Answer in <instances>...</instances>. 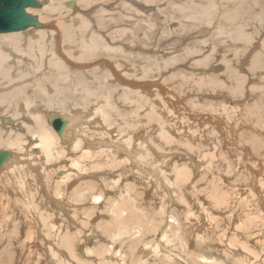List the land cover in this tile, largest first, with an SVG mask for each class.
<instances>
[{"label":"rangeland","instance_id":"1","mask_svg":"<svg viewBox=\"0 0 264 264\" xmlns=\"http://www.w3.org/2000/svg\"><path fill=\"white\" fill-rule=\"evenodd\" d=\"M243 1L242 9L238 11L240 19L243 18L240 23H230L228 21V16L237 9L236 4L239 0H215L217 7L212 5L209 0H157V2L156 0H81L82 3H80V0H75L77 9H73L69 14L66 11L62 12V10L56 11L54 14V11H43V20L47 19L46 22L49 25L56 24L59 33H61L59 27L63 20L65 26H70L72 25V19L77 18L79 21L82 20L81 24L78 23L77 26H82L84 30H80L79 27L80 31L75 32L76 41L83 38L89 39L95 35L103 38L104 46L108 47L109 43V45L116 48L115 51L111 52L104 49V51L101 50L97 54L87 53L81 58L79 48L73 46L70 52L73 53L74 58H81L82 61L81 59L80 61L77 59L72 60L64 52L66 50L63 47V39L60 34L59 48L62 53V56H60L63 58L64 55L66 60L71 61L76 66L70 67L71 83L67 84L58 79H53L52 85L54 87L48 82L46 87L50 94L54 93L53 95H56L57 98L69 96V98L76 97V99L82 100V93L75 92L73 85V81L82 80L88 84L86 86L92 89L94 94L98 92L97 97H103L101 94L106 95L108 93L114 95L110 100L112 107L109 109V111L111 110L109 122L105 123L102 118L97 119L93 116L88 118L87 133L90 135L91 141L89 142L93 141L94 147L90 150L97 153L102 147L96 145V143L105 141L117 143L120 138L126 139L128 136L132 137L133 135V138L135 137L133 142L136 143L132 142L131 149L134 151L136 161L140 162L141 165H128V161H126L128 158L126 159L123 153L119 155L117 152L116 154L122 162L120 168L116 169L118 171L113 170L109 165L108 168L104 165L97 169L91 164L89 172L87 174L83 173L85 179L83 177L81 179H76V176L73 177V188L70 185L69 190L71 191L67 190L68 194H64L61 199L64 207L56 212L53 211L55 208L53 207L54 203L50 202L54 199L52 196L54 195L53 187L47 189V195L43 185L32 176H29L24 189H20L13 182V178L11 181H0V219L2 218L0 220V223L2 222V225L0 224V264H59L58 261L63 260L66 261L64 264H78V262L79 264H101L102 258L98 255L96 247L97 249L110 248L108 253H111V256L107 253V257L116 258V260L119 259V252L117 251L122 250L123 257H125L124 255L127 256L126 264H140L138 263L139 257L134 258V248L138 246L141 247V250L145 249L142 243L158 242L163 231L168 230L166 227L169 228L170 226L179 231L184 243L181 241L172 244L164 243V247L167 245L169 248V250L165 249L164 253L170 254L172 259L161 253L150 258L141 257L143 259L142 264L146 261L147 264H213V259L220 256L222 248H227L229 244L235 243L234 236L237 233L234 228L230 227L229 221L226 220L230 214L226 211H216V205L212 200L217 193L215 188H224L226 193L224 190L223 193L226 196L229 194L227 198L237 200L236 198L241 199L242 196L243 198L248 197L251 187L252 189L257 187L258 199L262 198L264 203V188L262 187L264 184V99H262L264 98V21L258 19L261 13H264V0ZM196 4L209 8L206 9L205 14H197L192 9ZM57 15L60 16V19L57 18ZM63 15L65 16L63 17ZM55 18L57 19L55 20ZM239 24L243 25L246 35L241 36L238 33L240 31ZM92 31L93 33H91ZM3 34L9 33H1L0 37H4ZM49 34L51 35V32ZM53 45L57 46V41L51 45H46V47L53 50ZM65 45L67 46L66 43ZM101 62L111 64L112 69H115L114 73L119 72L117 74L130 83H148L151 85L152 90H144L146 92L144 100L146 101L129 104L122 96L124 85L119 82L117 77L114 76L115 79L112 77L113 72H110L112 75L108 74L109 68L106 65L100 69L98 66ZM79 66L82 67L78 68ZM116 66H119V69ZM56 75L60 78L59 74ZM107 77L108 80H106ZM230 80L235 83V86ZM236 80L240 86L236 84ZM100 82L101 84H99ZM116 90H119V92ZM35 94L39 98H44V94L40 91ZM117 97L118 99H116ZM90 100H94V97ZM117 100L119 101L117 102ZM93 102L95 105H93ZM93 102L90 109L98 106V102ZM102 102L106 110L108 107H106L103 100ZM39 107H42V105L40 104ZM71 109H74V105L69 101L65 112H69ZM152 109H155L156 113ZM162 126L173 137L171 141L162 139ZM119 127L125 128V131L119 129ZM107 137L109 138L107 139ZM141 138L143 139L141 140ZM205 153L209 155L208 158ZM66 159L69 163L65 162L63 165H67L73 170L70 163L71 159ZM176 166H187L193 169L194 172V176L189 181L180 183L181 186L174 184ZM142 168L154 172L156 179L148 173H143ZM60 171L62 170L57 169L56 173ZM100 172H103V174ZM65 173L64 170L63 174ZM33 175L37 176V173H33ZM73 175H76V173ZM9 177H12V175ZM110 178H122L124 184L120 179V183L115 185L116 188L108 187ZM159 181L164 182V184L167 183L168 188L163 185L159 187L157 184ZM129 183L134 186L132 190L134 193L131 192V197L136 200L138 208L136 213L146 216L145 221L152 220L155 213L157 215L160 210H164L162 220L160 219L159 235L157 233L159 238L155 234H147L148 225H143L144 233H138L139 235H136L138 229L135 230V226L131 227L129 235H118L117 217H114L113 209L116 201L121 199L120 194L127 189L124 188V185L126 184L128 187ZM76 184L78 185L76 186ZM90 184H94L96 187L95 192L92 189L91 191L90 189L87 190ZM254 184H256L255 187ZM78 190L85 191V193L83 192V199L77 197ZM100 192L104 195V200L95 205L92 201V195ZM165 193L170 195L167 197ZM212 193H214V196L209 195ZM22 194L27 195L24 198ZM74 199H77V202ZM28 200L36 202L38 206L50 205L48 207L51 208L49 212L55 215L53 219L56 217L53 224L55 223L60 229L63 226V234L70 235L69 237L76 245V249L79 248V250H76L80 255H77L79 256L76 259L78 262L63 247L64 244L61 243V240H59L60 242L56 241L55 236L57 234L53 232L55 229L46 227L44 224L43 226L38 225L33 221V217H31L24 202ZM259 201L258 206H260ZM79 204L82 206L78 207ZM132 206H128L130 213L128 212L121 222L130 223ZM80 208H83V210ZM89 209L93 210L92 213ZM59 213L61 214L59 215ZM214 216L215 219L211 218ZM77 217L80 219L77 220ZM6 219L8 220L6 221ZM85 219L92 222L89 223ZM111 225L117 227H111ZM65 226L67 229L69 228V231L66 230ZM107 226L110 228H107ZM259 228L264 227H258V230H260ZM51 229L53 230L51 231ZM108 229H112L111 232H108ZM195 230H200V234H197ZM49 234H52L50 235L53 237L52 240V237L48 236ZM62 236L60 237L63 238ZM255 238L253 236V239ZM258 242V251L261 250L260 255H262L261 258H258V264H264L261 263L264 259V252H262L264 247L260 246L259 240ZM187 245L188 247L184 248ZM46 247H52V249H46ZM112 248L113 250H111ZM89 251H92V253ZM236 251L243 252L241 248ZM177 253L180 255L185 253L184 255L187 256L182 255L183 257H179ZM61 255L63 256L61 257ZM235 256H238L234 258L235 260L243 257L237 254ZM68 258L69 260H67ZM228 264L238 263L232 261Z\"/></svg>","mask_w":264,"mask_h":264},{"label":"bare ground","instance_id":"2","mask_svg":"<svg viewBox=\"0 0 264 264\" xmlns=\"http://www.w3.org/2000/svg\"><path fill=\"white\" fill-rule=\"evenodd\" d=\"M37 1L40 3L39 7H28L26 9L29 14L33 15L34 17H37V20H38V25L37 26L33 25V26L28 27L25 30L10 32L9 34H3L4 37H0V156L2 154H5L4 155L5 159L0 163V181H3V180L11 181V179L13 178V182L20 189H24L25 186L27 185V180L29 179V176H32V177L36 178L38 180V182L41 183V185H43L45 193L47 195H48L47 189L49 190V187H53V189H54L53 190V194L54 195H52V196H53L54 199L52 201H50V202H52V204L54 203L53 207H55V208L53 209V211L56 212L57 210L62 209L64 207V205L62 204L61 199L64 197V194L65 195L68 194L67 190H69L70 185L72 187L73 177L76 176V179H79V178L81 179V177H83V173L87 174V172H89L91 164H92V166L96 167L97 169L100 168L101 166H104V165L107 166V168H108V165H109V166H111L113 168V170H116L117 168H120V166L122 164L121 160L119 159L120 157H118V154H116V152L119 153V155H122L121 153H123V156L125 155L126 159L128 158L127 160L125 159L126 161H128L127 162L128 165L129 164L130 165H132V164L133 165H135V164H140L141 165V163L136 161V157L134 156V151H132V149H131L133 139H135V137L133 138V135H132V137L128 136L126 139L120 138L117 143H112V142H108V141L100 142L98 144L96 143V145H98V146L100 145V147H102V149H103V150L101 149L97 153H94L93 151L90 150L93 147V144H92L93 141L89 142V141H91L90 140V135L87 133L88 118L90 116H93L94 118L96 117L97 119L98 118H102L103 122H105V123L109 122L108 120H110V111H111V110L109 111V109H110V107H112L111 104H110V100L113 98L114 95H112L111 93H108L106 95L101 94L103 97L99 96L100 97L99 98V97H97V93L98 92L96 94H94L93 90L90 89L88 86H86L88 84H86V82H83L82 80L73 81L75 92H81L82 95H83L82 100H80V99L78 100V99H76V97L75 98H69V96L68 97L62 96V97L57 98L56 95H53L54 93L51 95L50 92L47 90V87H46L47 82L49 84H51V86H53L52 85L53 79H58L59 81H63L64 83L66 82L67 84L71 83L70 81L72 80V78H71L72 75H71L70 67L76 66L75 64H72L71 61L66 60V57L64 58V55H63V58H61L62 53L60 52V48H59L60 47L59 46L60 34H61V38L63 39V42H62L63 43V47L66 50L64 52H66L67 55L69 56V58H72V60L73 59H77V60L80 61V59L83 58L84 54H87V53L88 54H93V53L97 54V52H99L101 50L104 51V49H106L109 52H111V51H115L116 48L112 47L111 45H109L108 42L110 40L108 42L106 41L108 43V47L104 46L103 38H100V37L95 36V35L93 37H90L89 39L83 38L80 41H76L75 32L77 31L76 33H78L80 30H82V31L84 30L82 26L81 27L77 26L78 23L81 24V22H82V20L79 21V19H77V18L72 19V22H71L72 25H70V26H65V24H63V21H64L63 20L62 24L59 27V29L61 30L60 31L61 33H59L58 30L56 29V26H57L56 24H55L56 26L54 24H50L49 25L46 22V21H48L47 19H45V21L43 20L42 16L44 15V12H53L54 11L53 12V14H54V13H56V11H61L62 10V12L66 11L69 14L70 11L75 9L76 6H77L75 0H37ZM153 1H155V0H153ZM209 1L211 2L212 5L217 7V5L215 3V0H209ZM156 2H157V0H156ZM80 3H82L81 0H80ZM243 4H244L243 0H239L238 4H236L237 5L236 6L237 9L228 16V21L230 23L231 22L232 23H236V22L240 23L241 22V19H243V18L240 19L238 11L240 9H242ZM78 5H79V3H78ZM196 7H197V9H196ZM39 8H41V9H39ZM207 8H209V7H201L200 4H196L195 7H192L193 11L194 12L196 11L197 14H199V13L205 14ZM38 12H39V14H37ZM60 15H62V14H60ZM64 16L65 15H63V17ZM59 17L60 16H58L57 18H59ZM57 18H55V20ZM70 18H72V17H70ZM258 19H262L261 21H264L263 20L264 19V13H261V15L258 17ZM54 23H55V21H54ZM79 27L81 28L80 30H79ZM238 27L240 28V31L238 33L241 36L246 35L245 29L243 28V25L239 24ZM49 32H51V35L50 34L48 35ZM53 32H57V33L53 34ZM91 33H93V31ZM83 34H85V33L83 32ZM98 34H100V33H98ZM56 41H57L58 45L57 46L53 45V50H49L46 47V45H51V44H53V42H56ZM65 43L67 44V46L65 45ZM73 46L79 48L81 58H74L73 53L70 52V49H72ZM244 48H246V47H244ZM79 51H77V52H79ZM52 58H53V60H52ZM85 60H86V58H85ZM255 60L257 61V59H255ZM81 61H82V59H81ZM105 65L109 68L108 74H111L112 72L114 73L115 69L113 70L112 69L113 67L111 66V64L109 65V63L107 64L105 62H101L98 67L101 69V68H104L103 66H105ZM117 65H119V63H117ZM260 65H261V63H260ZM81 67L82 66H79L78 68H81ZM259 69H261V68H259ZM117 73H119V72H117ZM117 73H114L112 77H114V76L117 77L119 82H121L124 85V89H122L123 98L127 102H129V104L133 103V102H135V103L143 102V100H144V98L146 96V95H144L146 93L144 90H147V89L150 90L151 89V85H149L148 83H143V84H141V83L140 84L139 83L138 84L137 83L136 84L130 83V82L124 80L122 77H120ZM232 73H235V72H232ZM56 74H59L60 78ZM115 77H114V79H115ZM106 80H108V77L106 78ZM214 80H216V79H214ZM230 81H231V83H234V82H232V80H230ZM112 82H113V80H112ZM99 84H101V82ZM236 84L238 86H240L238 81H237ZM233 85L235 86V83ZM263 88H264V86H263ZM236 89H238V87H236ZM232 90H233V88H232ZM37 91H40L42 94H44V98H39L38 95L35 94ZM116 91L119 92V90H116ZM118 95H120V94L118 93ZM162 96H161V98H162ZM93 97H94V100H90V98H93ZM101 98H104L102 100L106 103L105 104L106 107H108L106 110H105V106L102 105L103 102H102ZM146 98H148V97H146ZM116 99H118V97ZM262 99H264V98H262ZM69 101H71L73 103L74 109L73 110L71 109V111H69V112H67V111L65 112V108H66L67 103ZM93 101L98 102L97 103L98 106L96 108H94V109H90L91 108L90 105H91V103ZM118 101L119 100H117V102ZM144 101H146V100H144ZM40 104L42 105V107H39ZM93 105H95L94 102H93ZM69 107L71 108V106H69ZM133 108H135V107H133ZM152 110L154 112L156 111L155 109H152ZM133 115H134V113H133ZM143 115H145V114H143ZM124 117H125V115H124ZM57 118H61L63 123H64L63 124V129H62L61 132H58L54 128V126L52 124V122L55 119H57ZM130 118H132V117H130ZM119 122H122V121H119ZM112 125H113V123H112ZM154 125H156V124H154ZM116 127H118V126H116ZM121 127H119V129ZM218 128H219V126H218ZM122 129L123 128H121V130ZM153 129H154V127H153ZM147 131H149V130H147ZM153 132H155V131H153ZM99 134H100V132H99ZM119 135H120V133H119ZM158 135H160V134H158ZM100 136H102V135H100ZM117 136H118V132H117ZM120 137H121V135H120ZM147 137H149V136H147ZM151 137H152V135H151ZM161 137H162V139H164L166 141H168V140L171 141L172 140L171 138H173L169 134V132L165 129V127H163L161 129ZM93 138H94V136H93ZM108 138L109 137H107V139ZM91 139H92V137H91ZM142 139L143 138H141V140ZM145 139H148V138H145ZM256 143H257V141H256ZM194 148H192V149H194ZM113 149H116V150L114 151ZM142 152H143V150H142ZM205 155H206V153H205ZM206 156H207V158L209 157L208 154ZM66 158H70L71 159L70 163H71V168H73V170H71L70 167H68L67 165H63V164H65V162L69 163ZM211 158H214V157H211ZM57 169H60L62 171L56 173ZM64 170L66 171L65 174H63ZM116 171H118V170H116ZM93 172H95V171H93ZM142 172L145 173V174L148 173L151 177L156 179L155 173L150 171L149 169L142 168ZM33 173H37V176L33 175ZM75 173H76V175H73ZM90 173H92V172H90ZM96 173H98V172H96ZM100 173L103 174V172H100ZM118 174H119V172H118ZM10 175H12V177H9ZM115 175H117V174H115ZM192 176H194L193 169H191V168H189L187 166H185V167L176 166L175 167V178H176V180H175L174 184H176L178 186H181L180 183H184L186 181H189L192 178ZM256 177H258V176H256ZM83 178L85 179V177H83ZM114 178H115V176H114ZM111 179H113V178H110V182H109L110 185L108 187H112V188L115 187V185H118L120 183V179L122 181V178L113 179V180H111ZM263 180H264V178H263ZM100 182H101V180H100ZM122 182L121 183L124 184V181H122ZM168 182H169V180H168ZM82 183H83V181H82ZM95 183L98 185L97 182H95ZM106 183H107V181H106ZM157 184H158L159 187H162V185L165 186V187L168 186V185H166L167 183L164 184V182H162V181H159ZM77 185L78 184H76V186ZM170 185L172 186V184H170ZM255 185L256 184H254V187H255ZM124 186H125L124 188H127L126 191L124 192L125 194L124 193L120 194L119 197L121 199L116 201L115 207L113 209V214H115L114 217H117L116 218L117 219L116 222H117V226L118 227L117 226H112V225H111V227H117L118 235L121 236V235H127V234L129 235L131 233L130 230L133 228V226H135L134 227L135 230L138 229V232L136 233V235L138 233H142L143 229H144L143 225H148L149 229H146V231L148 230L147 234H155V236L159 238V236H158L159 233L158 232H159L160 227H161L159 224H160V219L162 218V214L165 213L164 210L163 211L160 210V212L157 213V215L155 213L154 218H152V220L145 221L144 218L146 216L144 217L143 215L141 216L140 214L136 213V211H138V208L136 206L137 205L136 204V200H134L131 197V192L134 189L133 184L129 183L128 187L126 186V184ZM88 187L89 188H87V190L90 189V191H91V189L94 191V189L96 188L94 186V184H90ZM262 187L264 188V184L262 185ZM105 190H106V188H105ZM123 190H125V189H123ZM215 190H216L217 193H216L214 198L212 197L213 198L212 200H213V202L216 205V211H219V212L220 211L221 212L222 211L223 212L226 211L227 213L230 214V216L227 217L226 220L229 221L230 227L232 229L234 228V231H236V233L238 235L234 234L235 235L234 236L235 243L229 244L230 248L229 247L222 248L220 256H218L215 259H213V262H214L213 264H228V263H232V261H235L238 264H258V260H259L258 258H261V256H262V255H260V253H261L260 251L261 250L258 251V244H259L258 240L261 243L260 246L264 247V228H262V229L259 228L260 230H258V227H264V203L262 202L263 201L262 198H259L260 201L258 199V196H259L258 188L255 187L254 189H252V187H251V190H250V193H249L248 197H244L243 198V196H242L241 199L236 198L237 200H232V199L227 198V196L229 194L226 196V194H225L226 191L222 187L221 188L217 187V188H215ZM223 190L225 191V193H223ZM3 191H4V188H3ZM17 191H18V189H17ZM69 191H71V190H69ZM112 191H114V190L112 189ZM83 192L85 193V191L78 190L77 191V197H80V199H81L84 196ZM213 192H214V190H213ZM132 193H134V192H132ZM166 195L168 197V195H170V194H166ZM209 195H213L214 196V193L209 194ZM25 196H24V198H25ZM85 196H86V194H85ZM240 196H241V194H240ZM21 198H23V197L21 196ZM74 200H76V202H77V199H74ZM103 200H104V195L101 192L98 193V194L94 193L92 195V201H93V203L95 205L100 204V202L101 201L103 202ZM210 200H211V198H210ZM258 201L260 203V206H258ZM24 202L26 203V207L29 210L28 212L31 214V217H33V221H35L38 225H42L43 226V224H44L46 227H50V228L55 229L53 232H55L57 235L54 233L56 235L55 236L56 238L55 237L54 238L56 239V241L57 240L58 241L61 240V243L64 244L63 247L66 248L68 252H70V254L75 258V261H76V259H78V257L80 256L78 254L79 252L77 253V251H76L77 249L79 250V248L76 249V245H74L73 241L69 237L70 235L68 236L67 234L66 235L63 234L64 233L63 230H62L63 226L60 229V227L58 228L55 225V223L53 224V220L55 221L56 217L53 219V217L55 215H52L49 212L51 208H48V207L50 205H46L45 204L44 206L43 205L42 206H38L36 202H33L31 200L24 201ZM128 204L131 205V206H132V204H134V206H132L133 208L132 209L130 208L131 209L130 216L132 217V219L130 218L131 221L129 220L130 221L129 224L125 223L126 221L125 222H121V220L124 219L125 215H127V213L129 212V209H128L129 205ZM68 205H70V204H68ZM79 206H80V204L78 205V207ZM72 208H74V207L72 206ZM81 210H83V208ZM92 211H91V213H92ZM83 213H85V212H83ZM60 214L61 213H59V215ZM88 217H89V215H88ZM61 218H63V217H61ZM211 218L215 219V216L211 217ZM78 219H80V218L77 217V220ZM7 220L8 219H6V221ZM68 220L70 221V219H68ZM91 220H93V219H91ZM63 221H65V220L63 219ZM79 221H78V223H79ZM86 221H88V220H86ZM86 221H85V223H86ZM91 222L92 221H90L89 223H91ZM113 222H115V221H113ZM69 223H71V222H69ZM162 223H164V222H162ZM81 225H82V223H81ZM42 226H40V227H42ZM83 226H85V225H83ZM28 227H27V229H28ZM35 228H37V227H35ZM65 228H66V226H65ZM107 228H110V227L107 226ZM196 228H198V227L196 226ZM53 229H51V231ZM59 229H60V231H58ZM68 229L66 228V230H68ZM166 229H168V230H164L163 231L162 237L160 236L161 238H160V240L158 242L156 241V242H153V243L152 242H150V243H142V244H144L145 249H141L140 250L141 247L136 246L134 248L132 246V248H134V253H135L134 258L135 257H137V258L139 257L138 258V263L142 264V262H143L142 260L143 259L141 257H143V256H146V257L150 258L151 256H156V255H159L161 253H164L165 249L169 250L167 245H166V247H164V243L172 244V243H176V242H179V241L184 243V239H183V237L181 236V234L179 233L178 230H175L172 226H170L169 228L166 227ZM37 230H35V231H37ZM42 230H43V228H42ZM45 230H47V229H45ZM111 230L112 229H108V232H111ZM162 230H163V228H162ZM195 231H197V234H200V230H195ZM104 232H106V231H104ZM157 233H158V235H157ZM38 234H40V233H38ZM41 234L43 235L42 232H41ZM46 234H48V233H46ZM62 234H63V236H62ZM50 235H52V234H49L48 236H50ZM60 236H62L63 238H61ZM147 236H149V235H147ZM253 236L256 237V238L253 239ZM50 237H52V236H50ZM141 237H144V236H141ZM200 238H201V236H200ZM44 239H46V238H44ZM52 239H53V237L51 238V240ZM244 239H246V240H244ZM41 240H42V238H41ZM48 241H49V239H48ZM123 241H124V238H123ZM127 241L129 242V240H127ZM29 242H30V240H29ZM48 243L50 244V241ZM62 244H61V246H62ZM91 245H92V243H91ZM109 247H110V245H109ZM115 247H116V245H115ZM173 247L175 248L176 246H173ZM185 247H188V245L184 246V248ZM47 248L48 247H46V249ZM238 248H241V251H243V252H241V253L237 252L236 250ZM48 249H52V247L48 248ZM109 249L110 248L97 249V247H96V250H98L97 251L98 255L102 258L101 264H126L127 256L124 255L125 257H123V255H122L123 252H121L122 250L117 251V252H119V259L116 260V258L113 259V258L107 257V253L110 251ZM99 250H101V251L99 252ZM111 250H113V248ZM184 250H186V249H184ZM51 251L52 250H50V252ZM89 252L92 253V251H89ZM262 252H264V251H262ZM186 253H188V252H186ZM55 254H57V253H55ZM110 254H109V256H111ZM164 254L169 259H172L170 254H168V253H164ZM184 254H182V255H184ZM236 254L237 255H241L243 257H241V259L239 257L238 259L235 260L234 258L236 257L235 256ZM63 255H61V257ZM77 255H79V256H77ZM182 255L177 253V256H179V257L180 256L183 257ZM185 256H187V255H184V257ZM67 260H69V258ZM262 260H263V262H261V263H264V259H262ZM50 261H51V259H50ZM58 262H59V264H64V262H66V261L63 260V261H58ZM76 262H78V261H76ZM80 262H82V261H80ZM89 263H90V261H89ZM70 264H73V263H70ZM78 264H79V262H78ZM144 264H147V261Z\"/></svg>","mask_w":264,"mask_h":264},{"label":"water","instance_id":"3","mask_svg":"<svg viewBox=\"0 0 264 264\" xmlns=\"http://www.w3.org/2000/svg\"><path fill=\"white\" fill-rule=\"evenodd\" d=\"M37 0H0V33L22 31L30 26L38 25L37 17L27 12L28 7H39ZM54 128L61 132L63 121L57 118L52 122ZM0 156V163L5 159Z\"/></svg>","mask_w":264,"mask_h":264}]
</instances>
